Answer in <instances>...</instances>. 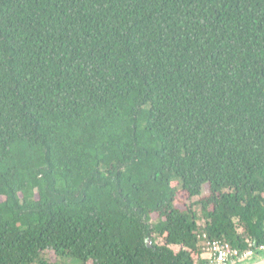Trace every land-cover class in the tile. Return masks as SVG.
I'll return each mask as SVG.
<instances>
[{"label":"trees","instance_id":"trees-1","mask_svg":"<svg viewBox=\"0 0 264 264\" xmlns=\"http://www.w3.org/2000/svg\"><path fill=\"white\" fill-rule=\"evenodd\" d=\"M213 240L264 245V0H0V264Z\"/></svg>","mask_w":264,"mask_h":264},{"label":"built area","instance_id":"built-area-1","mask_svg":"<svg viewBox=\"0 0 264 264\" xmlns=\"http://www.w3.org/2000/svg\"><path fill=\"white\" fill-rule=\"evenodd\" d=\"M264 252V245L239 252L227 242L213 240L207 243L206 261L203 264H241L258 258Z\"/></svg>","mask_w":264,"mask_h":264},{"label":"water","instance_id":"water-1","mask_svg":"<svg viewBox=\"0 0 264 264\" xmlns=\"http://www.w3.org/2000/svg\"><path fill=\"white\" fill-rule=\"evenodd\" d=\"M145 243L147 247H152V240L149 237H145ZM241 264H264V255Z\"/></svg>","mask_w":264,"mask_h":264},{"label":"rangeland","instance_id":"rangeland-1","mask_svg":"<svg viewBox=\"0 0 264 264\" xmlns=\"http://www.w3.org/2000/svg\"><path fill=\"white\" fill-rule=\"evenodd\" d=\"M208 193V185L207 184H205L204 186H203V188H202V194H207ZM183 196V194H180V197H182ZM185 199H186V197H184ZM188 201V200H187ZM156 242L157 243H161L162 242V240H161V238H157L156 239ZM171 248L174 250V251H177L178 250V247L177 246H171ZM51 258H54V255L53 254H51ZM73 262L74 263H78V264H80L77 260H73ZM69 263H71L70 261H69Z\"/></svg>","mask_w":264,"mask_h":264}]
</instances>
